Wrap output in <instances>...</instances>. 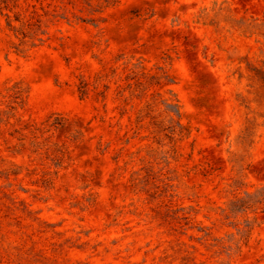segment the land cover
<instances>
[{
    "label": "rangeland",
    "instance_id": "374dc122",
    "mask_svg": "<svg viewBox=\"0 0 264 264\" xmlns=\"http://www.w3.org/2000/svg\"><path fill=\"white\" fill-rule=\"evenodd\" d=\"M0 264H264V0H0Z\"/></svg>",
    "mask_w": 264,
    "mask_h": 264
}]
</instances>
